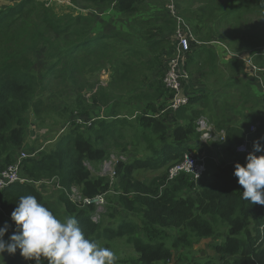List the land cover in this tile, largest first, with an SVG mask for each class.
Returning a JSON list of instances; mask_svg holds the SVG:
<instances>
[{
	"label": "trees",
	"instance_id": "1",
	"mask_svg": "<svg viewBox=\"0 0 264 264\" xmlns=\"http://www.w3.org/2000/svg\"><path fill=\"white\" fill-rule=\"evenodd\" d=\"M57 1L0 0V171L19 160L31 111L39 129L59 131L46 140L51 147L20 161L21 174L55 180L73 219L62 223L57 203L33 182L1 190L0 235L18 264H65L68 255L72 264H81V255L86 264H264V109L255 108L264 95L244 78L246 61L220 62L211 46L232 40L264 67V0H66L68 13L54 8ZM171 4L197 42L183 65L189 102L177 109H168L174 91L164 84L176 55ZM230 88H240L238 100ZM232 107L249 109L243 127L228 118ZM124 109H134V119ZM201 118L216 130L207 142ZM256 123L260 129L250 132ZM246 140L258 158L235 150ZM113 152L129 156L116 165L115 183L85 165H103ZM188 152L206 156L204 177L212 155L221 160L211 183L185 173L169 180L171 166ZM163 169L150 183L136 176ZM72 187L86 197L106 194L103 209L74 202ZM72 239L86 256L73 252ZM203 239L212 240L215 255L200 261L192 248ZM111 249L114 256L105 257Z\"/></svg>",
	"mask_w": 264,
	"mask_h": 264
},
{
	"label": "rangeland",
	"instance_id": "2",
	"mask_svg": "<svg viewBox=\"0 0 264 264\" xmlns=\"http://www.w3.org/2000/svg\"><path fill=\"white\" fill-rule=\"evenodd\" d=\"M162 1H164V0H162ZM56 3L57 4H53V6L58 12L68 13L70 11V7H72L71 5H69L67 3L66 0H58ZM195 6L197 7L198 5H195ZM72 11L76 12V14L79 13V10L76 8L72 9ZM100 15H102V14L100 13ZM104 15H106V14L104 13ZM125 21H126L125 19H121L122 23H124ZM253 21H254V19H253ZM119 22H120V20H119ZM193 26L196 29V23L195 22L193 23ZM241 33L242 32H240L239 35H241ZM211 46L215 50L221 49L223 52H225L226 49L229 48L227 51V56L225 58L227 60L231 59L230 56L236 57V53H238V59H241L242 61L247 60L248 61V62L246 61L247 66L246 65L244 66L243 76H244V78L246 77L245 79H248V80H251L253 78L254 80H251V81L255 84L256 79L254 76V72L251 68V67H253L252 63H250L251 58L250 57L247 58V56L250 55L249 51L239 50V48L236 47V44H234L232 40H227V39H223L221 42H218V43H212ZM43 64L44 63L40 58L39 62L36 65V68L39 70L41 68V66H43ZM104 76H105V79L108 78L107 74H104ZM235 91H236L235 88H230L228 90L229 94H231V96H236L237 100H238V97H240V88L238 89V91H236V92ZM232 92H235V94H233ZM214 98L215 97L213 96L212 99H214ZM223 101H224V98L222 97L219 103L224 104L225 102H223ZM258 104H257L258 106L256 105L255 108L263 110L264 109L263 100H261ZM248 110L249 109L246 108L245 111H242V110H236L235 111L234 108L232 107L228 111V113H229L228 118H231L233 121H235L234 123H237L238 118H239L240 119L239 125L243 127L244 122H243V120H241L240 117L243 116V114H242L243 112H246V114L250 113ZM124 111H126L128 113L127 116L130 117L129 119H134V118H132V117H134V113H135L134 109L131 112L127 111V109H124L122 112H124ZM136 111L140 112L139 110H136ZM240 111H242V112L240 113ZM26 121H27V138L28 139L26 142V146L22 149L21 153L23 151H25L26 153H31V152H28V149H30L32 151L35 150L33 153H35L37 155L38 151H39L38 149L43 148V147L48 148V147H51L53 145V142L49 143V141H46V140L51 138V136L56 137L58 135V134H56V132H58L59 129H56L54 132H51L53 135H50L48 129H46V130L39 129L37 127V124L35 122L34 116H33L31 111H29L26 114ZM132 121H134V120H132ZM253 125H255V128H256L255 132H257V130L260 129V125L258 123L253 124ZM253 125H251V126H253ZM251 126H250V128H251ZM47 132H48V134H47ZM251 136H252V134H251ZM129 141H132V138H129ZM114 151H118V150H114ZM21 153H20V155H21ZM113 154L120 155L119 152H113ZM126 156H128V154ZM212 157L214 158V160L210 161V165H209L210 171H208L206 176L204 178H202L200 180V182H198L197 184L203 183L205 185V184H209L212 182V179L214 177L215 172L218 170L219 166L221 165L220 159H218L216 156H214V154L212 155ZM223 157H224V159H226L224 156V152H223ZM126 160H127V157H126ZM92 164L94 165V167L93 166L90 167V170H91L93 175L107 177V176L102 175L100 172V170L102 169L101 162L94 161ZM163 171H164V169L163 170H157V171H155V170H140L136 173V176L139 179H141L142 181H145L146 183H150V181L153 179V177L157 176L159 173H161ZM110 181H111V183H115L116 178H114V176H112ZM34 184L46 197H50L53 201H55L57 203L56 208H57V216H58L59 220L62 223H64L66 226H71L73 224L72 216L65 210L64 206L62 204H60V197H59V191H58V190H60L59 186H57V184H55L53 181H45L42 183H34ZM112 192L113 191H110L109 193H112ZM104 198H105V203H106V201H107L106 194H104ZM132 216H133V214H132ZM95 218L97 220L99 218V216H97ZM107 218L110 221H113L112 218H110L108 216H107ZM107 218H106V220H108ZM112 223L114 224L115 220ZM224 231H225V229L223 230V232ZM218 236L221 237L220 233L218 234ZM125 241H126L125 239H122L124 248H122L123 252H122V255L121 254L120 255H121V257H125L126 259H128L127 258V251L125 249V246H126ZM0 244H1L0 245V259L2 260L3 264H18L20 259H19L18 255L14 252L13 247L11 246L9 240L6 237L0 235ZM71 244H72L73 252H79L80 251V248L82 247V245L79 243L78 239H72ZM211 244H212L211 239H203L201 242L196 243L194 248H192L193 258L196 260L204 261V260H206V258L210 257V255L214 256L215 253L210 248ZM107 249H109V248H106L105 250H107ZM114 252L116 254V251H114ZM79 253L81 254L83 252H79ZM104 256L105 257H113L114 256L113 249L104 252ZM69 257L70 256L68 255L67 261L65 262V264H72L73 263L72 260H70L68 262ZM58 259H60V263H62L63 257H62L61 252L56 253V260H58ZM81 264H86V262L83 261Z\"/></svg>",
	"mask_w": 264,
	"mask_h": 264
},
{
	"label": "built area",
	"instance_id": "3",
	"mask_svg": "<svg viewBox=\"0 0 264 264\" xmlns=\"http://www.w3.org/2000/svg\"><path fill=\"white\" fill-rule=\"evenodd\" d=\"M169 10L172 16H174L178 21L177 30L174 33V40L176 42V55L170 62L169 68L166 72L164 83L168 89L174 91V97L171 99L168 109H177L183 105H186L189 102V95L187 94L184 83L188 80V72L184 68V61L191 50L192 43L195 42V37L193 36L190 27H188L184 21L180 17L176 15V7L171 4L169 6ZM248 58V57H247ZM247 61V60H246ZM248 62V61H247ZM252 63V61L250 62ZM252 70L254 72L255 77H257L259 83L262 85L264 89V67H257L252 64ZM199 131L202 133V140L207 142L214 138L213 134L216 132L213 124H209V122L205 118H201L199 120ZM252 130L255 129V125L251 127ZM216 135H219L221 140L225 139L226 130H220ZM235 150L239 153H250L249 149V141L246 140L240 144H238ZM34 154H28L23 151L19 157V160L12 165H9L0 171V191L5 189L14 183H27L33 182L32 180L22 176L21 174V164L20 161L30 156H34ZM257 158L259 155L256 156ZM126 156L123 154L116 155L111 154L109 158H107L102 165L101 174L109 175L111 178L116 174V165L120 161H125ZM89 165L88 163H86ZM91 167L90 165L88 166ZM207 171L206 164V156L205 155H195L194 153H185L182 160H180L177 164L171 166L169 170V180L176 179L181 174L185 173L195 178L196 180H200L203 177L205 172ZM45 181H54L55 180H42L33 183H42ZM61 189L60 185L57 184ZM71 198L74 202L85 206L97 205L98 210L103 209V205L105 204L104 194L97 195L95 197H86L80 191L78 187H72L71 190ZM98 216V215H97ZM96 216V217H97ZM84 261V256L78 258L77 262L82 263Z\"/></svg>",
	"mask_w": 264,
	"mask_h": 264
},
{
	"label": "crops",
	"instance_id": "4",
	"mask_svg": "<svg viewBox=\"0 0 264 264\" xmlns=\"http://www.w3.org/2000/svg\"><path fill=\"white\" fill-rule=\"evenodd\" d=\"M228 49H229V48H227L225 52H223L221 49H216V50H215V52H216V54H217V56H218L220 62H221V61H225V62H228V61H229V60L225 59L226 56H227V51H228ZM254 76H255V75H254ZM249 78H250V77H249ZM255 78H257V77H255ZM250 79H251V78H250ZM251 80H254V79L252 78ZM255 85H257V82H256V81H255ZM257 88H258V87H257ZM262 88H263V87H262ZM258 89H260V88H258ZM236 124H239V121H237ZM224 156H225V158L228 160V154H227L226 152H224ZM229 163H230V164H234L232 160H229Z\"/></svg>",
	"mask_w": 264,
	"mask_h": 264
},
{
	"label": "clouds",
	"instance_id": "5",
	"mask_svg": "<svg viewBox=\"0 0 264 264\" xmlns=\"http://www.w3.org/2000/svg\"><path fill=\"white\" fill-rule=\"evenodd\" d=\"M196 41V40H195ZM195 44V42H193L192 43V46ZM236 56H238V54H236ZM107 79V78H106ZM256 79V82H257V85L259 86V88H260V90L262 91V93H263V95H264V89L262 88V85L259 83V81H258V79L257 78H255ZM165 84V83H164ZM166 86V85H165ZM167 87V86H166ZM188 94V93H187ZM190 97V96H189ZM80 122H82V123H91L90 121H83V120H79ZM252 127V126H251ZM255 130H256V128L254 129V130H252L251 128H250V132H255ZM249 135H250V133H249V131H248V137H249ZM244 142V141H243ZM242 143V142H241ZM240 144V143H239ZM237 146V145H236ZM236 148V147H235ZM250 153H252L253 155H255V156H257V155H259L258 153H256V152H250ZM91 167L93 166L91 163H88ZM85 165L88 167L89 165H87L86 163H85ZM89 168V167H88ZM90 169V168H89ZM100 172H101V170H100ZM207 172V171H206ZM203 177H204V175H203ZM202 177V178H203ZM202 178H200V180L202 179ZM200 180H196V182L198 183V182H200Z\"/></svg>",
	"mask_w": 264,
	"mask_h": 264
}]
</instances>
